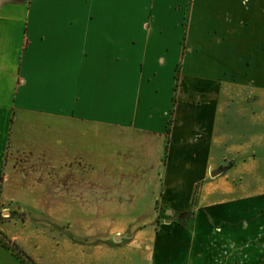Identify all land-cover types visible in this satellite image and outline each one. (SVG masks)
<instances>
[{
    "label": "crops",
    "instance_id": "obj_1",
    "mask_svg": "<svg viewBox=\"0 0 264 264\" xmlns=\"http://www.w3.org/2000/svg\"><path fill=\"white\" fill-rule=\"evenodd\" d=\"M0 207L51 264H264V0H0Z\"/></svg>",
    "mask_w": 264,
    "mask_h": 264
},
{
    "label": "rangeland",
    "instance_id": "obj_2",
    "mask_svg": "<svg viewBox=\"0 0 264 264\" xmlns=\"http://www.w3.org/2000/svg\"><path fill=\"white\" fill-rule=\"evenodd\" d=\"M12 205H10L11 207ZM159 209V207H158ZM5 212H9L8 210L2 211V207H0V222L1 220H9L11 221L12 218L9 217V214L4 215ZM18 212V211H16ZM160 212V217L165 216L164 212L159 209ZM11 213V212H10ZM20 214L17 213L18 215V220L24 221L25 223H27V225L23 228L22 224H18V228L20 229H25L26 228V232L28 233V235H35L37 236V240L30 242V246L32 247V250L35 252L36 254H38V258H34L29 251H26L23 247H21L19 245L18 242L12 240L11 238L7 237L11 242L14 243V245L17 246L18 250H20L23 254H25L26 256H28L33 262L34 264H51V247L49 244H46V241L44 238H42V236L45 237H50L51 233H56L59 236H61L60 238L62 239V237L64 238H68L69 235L73 234L72 231H68V225L66 224V221L62 218L61 220H59V223H53L51 222V216H50V211L49 210H38V211H20ZM15 214V213H14ZM61 218V216H60ZM189 218L190 216H188L187 218H184V220L182 221V223L184 224H188L189 222ZM111 227H106V231L103 232V228L102 226H95L94 228H91L90 230V235H92V245H98L99 243H101L102 241L99 240L98 236L100 235H96L95 233L101 234L102 236L107 232V231H111L114 232V230H117L118 227L114 226V225H110ZM35 233V234H32ZM32 236H30V239ZM80 237V236H79ZM73 238V237H72ZM81 239V237H80ZM33 253V252H31ZM64 262H62L63 264Z\"/></svg>",
    "mask_w": 264,
    "mask_h": 264
},
{
    "label": "trees",
    "instance_id": "obj_3",
    "mask_svg": "<svg viewBox=\"0 0 264 264\" xmlns=\"http://www.w3.org/2000/svg\"><path fill=\"white\" fill-rule=\"evenodd\" d=\"M0 240L4 246L9 247L25 264H34V262L14 245L2 232H0Z\"/></svg>",
    "mask_w": 264,
    "mask_h": 264
},
{
    "label": "water",
    "instance_id": "obj_4",
    "mask_svg": "<svg viewBox=\"0 0 264 264\" xmlns=\"http://www.w3.org/2000/svg\"><path fill=\"white\" fill-rule=\"evenodd\" d=\"M219 173H221V171H218V173H217V174H219ZM5 214H9V215H10V213H9V212H5ZM169 215H172V211H169Z\"/></svg>",
    "mask_w": 264,
    "mask_h": 264
}]
</instances>
